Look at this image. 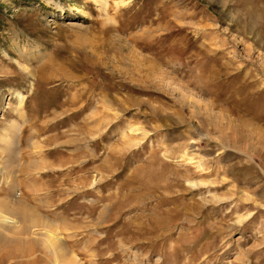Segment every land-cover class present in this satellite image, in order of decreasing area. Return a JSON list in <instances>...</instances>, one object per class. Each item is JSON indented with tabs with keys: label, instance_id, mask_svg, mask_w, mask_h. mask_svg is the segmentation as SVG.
Returning a JSON list of instances; mask_svg holds the SVG:
<instances>
[{
	"label": "rangeland",
	"instance_id": "1",
	"mask_svg": "<svg viewBox=\"0 0 264 264\" xmlns=\"http://www.w3.org/2000/svg\"><path fill=\"white\" fill-rule=\"evenodd\" d=\"M0 264H264V0H0Z\"/></svg>",
	"mask_w": 264,
	"mask_h": 264
},
{
	"label": "bare ground",
	"instance_id": "2",
	"mask_svg": "<svg viewBox=\"0 0 264 264\" xmlns=\"http://www.w3.org/2000/svg\"><path fill=\"white\" fill-rule=\"evenodd\" d=\"M24 99V98H23ZM22 206V205H21ZM24 208V207H23ZM21 210V209H20ZM23 211V210H22ZM29 211V210H28ZM8 214H10L9 212H8ZM11 215V214H10ZM25 216V215H24ZM32 216V215H31ZM20 218V217H19ZM23 218V217H22ZM26 219H27V222L29 221V223L32 221L31 220V218L30 217H26ZM34 219V218H33ZM35 221V220H34ZM21 223V222H20ZM31 228V227H30ZM41 229V228H40ZM18 230V229H17ZM15 231V230H14ZM17 232V231H16ZM21 232V231H20ZM64 249V248H63ZM61 251H63V250H61ZM65 254V253H64ZM66 256V255H65ZM64 258V257H63ZM68 259H69V257H67ZM74 260V259H73Z\"/></svg>",
	"mask_w": 264,
	"mask_h": 264
}]
</instances>
